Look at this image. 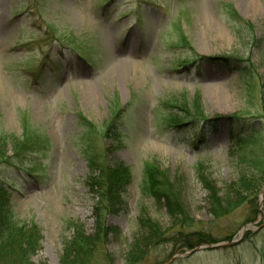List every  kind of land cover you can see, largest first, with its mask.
I'll return each mask as SVG.
<instances>
[{
    "label": "rangeland",
    "instance_id": "374dc122",
    "mask_svg": "<svg viewBox=\"0 0 264 264\" xmlns=\"http://www.w3.org/2000/svg\"><path fill=\"white\" fill-rule=\"evenodd\" d=\"M249 1L255 12L248 0H0V133L35 146L0 165V200L14 227L38 231L31 264H62L77 233L90 264H125L154 235L142 223L163 242L143 246L141 264H166L231 242L257 217L238 244L170 264H264V182L227 216L209 202L243 175L264 179V0ZM198 97L213 126L195 145L170 125ZM148 165L173 181L193 229L144 197ZM111 168L126 174L113 202L97 187ZM192 231L211 242L175 246Z\"/></svg>",
    "mask_w": 264,
    "mask_h": 264
},
{
    "label": "trees",
    "instance_id": "16d2710c",
    "mask_svg": "<svg viewBox=\"0 0 264 264\" xmlns=\"http://www.w3.org/2000/svg\"><path fill=\"white\" fill-rule=\"evenodd\" d=\"M216 61L224 60L225 58H216ZM264 90V85H263ZM264 95V91H263ZM182 116L174 117L173 122L170 127L171 130L191 131L193 133L192 143L195 144V139H202V136L213 121L206 117L203 113V107L201 101L198 98L194 100L191 104H185V107L181 109ZM120 115L113 117L110 123L107 125L106 133H113L112 129L116 127L117 121ZM236 118L232 119V123ZM200 128V129H199ZM199 130V131H198ZM118 132V128H116ZM120 131V129H119ZM116 134V132H115ZM107 136V135H106ZM202 144L204 142H201ZM238 140H235L237 145ZM239 144V143H238ZM31 145V150L35 149L33 144H29L26 139L20 140L13 136H7L0 133V165H20L14 163L15 161L21 162L24 156L29 152L28 146ZM196 145V144H195ZM200 145V144H199ZM151 166L146 167V184L142 187V194L145 195L149 200H153L155 203L162 204L168 211V214L176 220H179L181 228L193 229L188 221V214L186 215V210L183 208L181 202V196L179 190L170 179V177L160 172L151 175ZM120 170V169H119ZM118 172V171H117ZM116 168L104 169V175H102V180L97 185L98 189L104 187L108 196L113 202V195L116 194V190L122 188L124 185V178H126L125 172L118 174ZM2 179V180H1ZM257 177V175H243L239 182L234 184L232 187L236 195L232 197V193H229L227 199L220 200L215 195L210 198L209 202L212 206L213 217L220 218L232 214L244 205L251 196H255L261 191V185L264 182ZM3 178L0 177V195L4 194L2 192L4 187L2 185ZM207 189L210 187L207 182L203 181ZM5 184V183H4ZM144 188V189H143ZM99 189V190H100ZM212 190V189H211ZM210 190V191H211ZM6 203L0 200V264H31L29 262V257L34 256L38 250L39 236H37V230L35 227L28 228H18L14 227L10 222V215ZM142 223L140 229L142 231L145 229L154 235L148 236L146 243L143 246H148L147 249L157 246L162 243L163 235L158 233V228L154 223ZM178 238L174 240L175 246L181 244L182 246H187L189 249L193 245H201L206 242H211V239L206 234L198 233L197 231H192L189 234H178ZM83 238V240H82ZM91 240H87L81 233H77L74 240L69 244H66L65 255L62 259V264H90L94 258V252H91V248L87 243ZM142 241L140 240L133 245L131 248V253L127 256L125 264H141V262L146 258V252L142 251Z\"/></svg>",
    "mask_w": 264,
    "mask_h": 264
},
{
    "label": "water",
    "instance_id": "95a60500",
    "mask_svg": "<svg viewBox=\"0 0 264 264\" xmlns=\"http://www.w3.org/2000/svg\"><path fill=\"white\" fill-rule=\"evenodd\" d=\"M263 197H264V188H263V190L261 192L260 203H259V207L260 208H262ZM258 221H259V217H257V220L254 223L245 225L241 229V231L238 233V237L236 239H233L229 243H220V244H216V245L205 244L203 246L196 247V248H194V249H192L190 251L187 250V253L184 254V255H176V256L171 257L166 264H170L175 258L184 257L187 254H192V253L200 252V251H203V250H213V249H219V248L221 249V248H225V247H229V246L230 247L234 246V245L238 244L242 240V238L244 236V233L248 230V228L250 226L255 225ZM262 227H264V225ZM262 227H260V228H262Z\"/></svg>",
    "mask_w": 264,
    "mask_h": 264
},
{
    "label": "bare ground",
    "instance_id": "6f19581e",
    "mask_svg": "<svg viewBox=\"0 0 264 264\" xmlns=\"http://www.w3.org/2000/svg\"><path fill=\"white\" fill-rule=\"evenodd\" d=\"M245 7L249 8L250 11H252V12H255V11H256L255 6H254V5L252 4V2L249 1V0H248V4L246 3V6H245ZM59 90H60L61 92H63V91L65 90L63 84H61V83L59 84Z\"/></svg>",
    "mask_w": 264,
    "mask_h": 264
}]
</instances>
